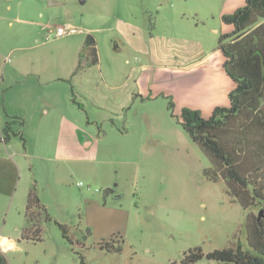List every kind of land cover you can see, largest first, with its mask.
<instances>
[{
    "label": "rangeland",
    "instance_id": "obj_1",
    "mask_svg": "<svg viewBox=\"0 0 264 264\" xmlns=\"http://www.w3.org/2000/svg\"><path fill=\"white\" fill-rule=\"evenodd\" d=\"M48 1L11 0L13 25L8 28L27 33L14 44L28 49L5 51L0 81L68 74L87 33L98 41L102 70L109 75L103 81L99 67L80 69L88 79L89 90L80 99L86 107L76 101L70 112L79 127L77 138H88L85 151L57 153L60 114H51L45 117L50 119L46 134L26 137V150L36 155L19 159L20 174L0 161L7 172L0 188L6 189L11 180L7 191H13L12 199L0 196V234L15 239L4 251L8 263L81 264V258L83 264H180L183 254L196 246L204 253L238 244L251 251L245 215L260 216V210H244L221 181L204 177L209 161L182 129L178 109L168 108L171 97L160 92V72L153 78V96L141 98L135 89L129 98L122 93L132 87V80L125 85L124 79L127 66L136 62L122 45L125 38L136 41L144 53L139 62L165 64L176 54L199 58L200 78L212 63L222 70L218 37L232 26L221 17L245 0H54L60 5L53 6ZM17 15L28 21H15ZM57 24H70L77 32L57 37ZM18 88L13 83L8 91L14 94ZM5 102L14 106L17 100L6 97ZM122 102L123 108L118 106ZM32 187L50 217L41 221L39 240L22 238L25 188ZM55 221L68 227L72 242ZM112 237L120 252L100 248V242ZM194 264L232 263L204 256Z\"/></svg>",
    "mask_w": 264,
    "mask_h": 264
},
{
    "label": "trees",
    "instance_id": "obj_2",
    "mask_svg": "<svg viewBox=\"0 0 264 264\" xmlns=\"http://www.w3.org/2000/svg\"><path fill=\"white\" fill-rule=\"evenodd\" d=\"M221 18L224 24L232 26L230 32L218 37L223 69L234 83L228 94L229 105L214 107L208 117L196 109L183 107L178 122L209 161V166L203 169L204 177L212 182L221 181L232 201L244 210L258 208L260 216L251 212L245 215L246 243L252 252L243 250L239 244L207 253L196 246L183 254L180 264H194L204 256L232 264H264V0H245L242 7ZM82 59L86 60L84 64ZM98 60L96 40L87 33L75 72L94 66ZM173 106L169 99L168 108L172 110ZM14 119L8 116L5 121L4 140L17 134L12 129ZM22 124L20 120L19 125ZM104 191L108 193L110 189ZM24 217L22 238L39 240L41 221H49L50 217L33 187L26 195ZM55 223L62 236L72 242L68 227ZM99 246L107 251L121 250L119 241L113 237ZM80 263L83 264L81 258ZM0 264H9L1 250Z\"/></svg>",
    "mask_w": 264,
    "mask_h": 264
},
{
    "label": "crops",
    "instance_id": "obj_3",
    "mask_svg": "<svg viewBox=\"0 0 264 264\" xmlns=\"http://www.w3.org/2000/svg\"><path fill=\"white\" fill-rule=\"evenodd\" d=\"M11 0H0V59L5 56V51L13 53L15 49H28V46H16V42L22 35L26 36L25 31L20 32V29H9L13 25V21L10 18L9 10ZM15 21L27 22L26 19H21L18 15L14 17ZM80 36V35H79ZM82 37V35H81ZM95 38V37H94ZM82 37V41H83ZM125 38L122 41V45L126 46L132 57L136 60L134 65L127 66L128 74L124 79V83L132 80V87L123 89V95L129 98L135 89L141 92V98L149 93L151 96L156 94L154 91L155 86L153 78L155 73L160 72L163 83L160 85L161 94L170 96L174 107L181 111L183 107H189L196 109L203 117L211 114L212 110L216 106H228L229 98L228 94L234 87V83L231 78L225 73L223 66L222 70L217 65L212 63V69H207L208 74L202 75L199 78V58L189 60V58L180 59V56H169L168 61L165 64H156L150 61H140V55L144 54L140 52L141 49L137 47L131 41H127ZM96 40V38H95ZM97 53L99 57L98 41ZM9 48V49H8ZM220 52V51H219ZM221 53V52H220ZM222 64H223V56ZM129 61H126L128 64ZM15 66V65H13ZM77 64L70 69L68 74L62 76H43L34 78H26L22 80L5 81L1 78L0 81V161H6L7 167L18 171L20 174V166L18 161L25 159L28 155H36V153H29L26 150L25 144L27 143L26 137L29 136L31 140L38 136L41 138L48 131L49 127V115H59V122L57 127L56 149L58 154L72 155L76 149H87L89 145L88 138H77L76 129L78 126L76 121L71 116V112H74L76 106L75 102L81 103L82 109L86 105L82 104L81 100H84V94L88 91L86 83L88 79L83 75V71L75 72ZM94 66L100 68V80L106 81L107 76L103 73L102 64L100 58L98 63ZM15 69H18L16 66ZM5 66L2 68L4 72ZM21 69L17 72L21 74ZM184 71V73H182ZM109 78V77H108ZM85 80V81H84ZM13 83L19 85L16 93H11L8 90ZM4 84V86H1ZM158 92V93H160ZM13 95V96H12ZM6 97L11 100H17V103L11 105L6 104ZM81 99V100H80ZM77 102V103H78ZM125 105V102L118 104L121 108ZM71 111V112H70ZM44 115V116H43ZM9 117H16L14 124L12 125L13 131L16 135H11L8 140L3 139V127L5 121ZM72 117V118H71ZM22 120L23 124L20 126L19 121ZM31 124V129L27 130V127ZM23 140L21 139V137ZM20 159V160H19ZM7 173V172H6ZM0 169V181L7 178V174ZM10 173V171H9ZM20 177V176H19ZM11 183V180H10ZM10 183L6 189L0 188V196L9 197L12 199V192L9 189ZM16 187L13 189L15 190ZM27 189V190H26ZM28 188H25L27 195ZM25 203V202H24ZM5 222V221H4ZM4 241V246L1 242ZM15 244V239L0 234V250L5 251Z\"/></svg>",
    "mask_w": 264,
    "mask_h": 264
},
{
    "label": "built area",
    "instance_id": "obj_4",
    "mask_svg": "<svg viewBox=\"0 0 264 264\" xmlns=\"http://www.w3.org/2000/svg\"><path fill=\"white\" fill-rule=\"evenodd\" d=\"M77 32V29L70 25V24H57L55 26V36L60 37L63 35H67V34H72ZM82 183L79 182V185H81Z\"/></svg>",
    "mask_w": 264,
    "mask_h": 264
},
{
    "label": "water",
    "instance_id": "obj_5",
    "mask_svg": "<svg viewBox=\"0 0 264 264\" xmlns=\"http://www.w3.org/2000/svg\"><path fill=\"white\" fill-rule=\"evenodd\" d=\"M48 5L53 6V5H60V3L58 1H54V0H49L48 1Z\"/></svg>",
    "mask_w": 264,
    "mask_h": 264
},
{
    "label": "bare ground",
    "instance_id": "obj_6",
    "mask_svg": "<svg viewBox=\"0 0 264 264\" xmlns=\"http://www.w3.org/2000/svg\"><path fill=\"white\" fill-rule=\"evenodd\" d=\"M1 245H3V246L5 245V244H4V241L1 242Z\"/></svg>",
    "mask_w": 264,
    "mask_h": 264
}]
</instances>
